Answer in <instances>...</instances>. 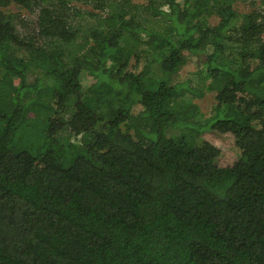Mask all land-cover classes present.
Wrapping results in <instances>:
<instances>
[{
	"label": "trees",
	"instance_id": "obj_1",
	"mask_svg": "<svg viewBox=\"0 0 264 264\" xmlns=\"http://www.w3.org/2000/svg\"><path fill=\"white\" fill-rule=\"evenodd\" d=\"M242 1L0 0V264H264V0Z\"/></svg>",
	"mask_w": 264,
	"mask_h": 264
},
{
	"label": "rangeland",
	"instance_id": "obj_2",
	"mask_svg": "<svg viewBox=\"0 0 264 264\" xmlns=\"http://www.w3.org/2000/svg\"><path fill=\"white\" fill-rule=\"evenodd\" d=\"M138 1V0H136ZM251 1H254L255 3L252 4ZM77 2V1H76ZM45 3V2H44ZM75 3V2H74ZM78 5H81L83 6V8H90L94 11H99L98 13H102L101 10L99 9H93L92 6H89L88 4H84L82 2H77ZM251 7H255L257 9H261L262 8V5L260 4L259 0H246V1H242L240 3H237L236 5V8L238 9V11H249ZM4 11H6L7 13H12L14 19H25V18H34L35 17V14L34 13H30L28 9H26L25 7L21 6V5H17V4H12V5H9L7 7H4ZM103 14V13H102ZM86 16V15H84ZM95 17H79L78 15H76V13L74 14L73 16V20L74 22H79L81 23V28H82V31L80 32V37L78 38L77 40V44H80V41L82 39V36H83V33H84V25H89L90 23H94L95 21ZM218 21L217 17L216 16H212L209 18V22L211 24H215L216 22ZM240 22V20L238 21V23ZM21 27H18V30L20 31V34L23 36L25 35L26 38L31 36L33 34V30L31 28V26H29L28 24H25V26H22L20 25ZM40 41V38H38L35 43L39 42ZM226 45H228V50L229 51H232V47L234 46V43L230 40H227L226 42ZM82 45V43H81ZM76 51L75 52H78L81 50V52L83 51L80 47V45L78 47H76ZM16 51L19 53L18 55H21L23 54L22 51H18L16 49ZM144 61V58L141 57L139 59V61H136L134 58H132L130 60V63H129V66L131 69L135 70V71H138L140 69V67L142 66V63ZM200 69V63L199 61L193 57L192 55L190 54H187V62L185 64H183L179 71L173 76V80H184V79H193V83L195 82V73L197 70ZM2 75V71H0V77ZM35 73L34 72H30V77H34ZM30 78V80H31ZM14 82L16 83L17 82V79L14 78ZM81 82H82V85L84 86H88L91 82V77L89 75H87L86 73H84L82 76H81ZM187 98H189L190 96H186ZM186 98V99H187ZM192 101L194 103H196L199 108H200V111L202 113V117L201 119L203 118H206L207 116L210 115L211 113V110L213 108V105H214V92L213 91H207L205 92L201 97H193L191 98ZM140 108L139 106H137L135 108V111H138ZM1 126V125H0ZM208 137V136H207ZM210 139H212L211 137H208ZM214 144L215 145H218L222 150H223V157H222V162L225 163L227 161H229L233 155H234V149H233V146L229 143V142H222V141H219V140H216L214 139Z\"/></svg>",
	"mask_w": 264,
	"mask_h": 264
}]
</instances>
